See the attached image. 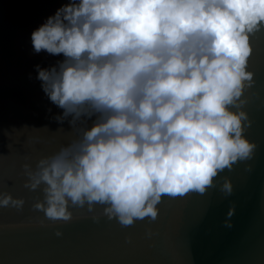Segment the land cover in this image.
I'll return each mask as SVG.
<instances>
[{"label":"clouds","instance_id":"obj_1","mask_svg":"<svg viewBox=\"0 0 264 264\" xmlns=\"http://www.w3.org/2000/svg\"><path fill=\"white\" fill-rule=\"evenodd\" d=\"M262 31L264 0L62 4L31 42L36 54L63 56L36 65V79L63 110L54 119L67 120L78 138L28 171L25 187L43 193L33 208L51 223L71 221L70 208L96 206L125 227L154 221L164 196L205 194L220 173L251 160L257 145L245 136V93L255 84L250 38ZM221 179L230 196V179ZM24 203L0 192V208Z\"/></svg>","mask_w":264,"mask_h":264},{"label":"water","instance_id":"obj_2","mask_svg":"<svg viewBox=\"0 0 264 264\" xmlns=\"http://www.w3.org/2000/svg\"><path fill=\"white\" fill-rule=\"evenodd\" d=\"M65 3L0 0V192L25 201L20 209L0 208V264H264V31L250 38L255 84L244 106L251 120L245 136L257 147L251 160L220 173L216 187L164 196L156 220L126 227L102 215V206L93 213L70 208L73 219L60 223L33 208L43 193L42 186L25 187L28 171L78 138L67 120L54 119L63 110L36 79V65L50 68L63 56L36 54L31 42L33 30ZM224 176L230 196L220 191ZM233 206L229 228L224 221Z\"/></svg>","mask_w":264,"mask_h":264}]
</instances>
